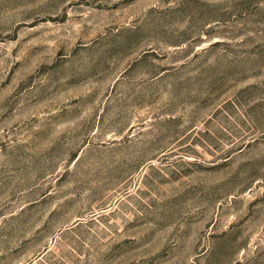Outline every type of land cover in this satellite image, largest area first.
<instances>
[{
    "label": "rangeland",
    "instance_id": "rangeland-1",
    "mask_svg": "<svg viewBox=\"0 0 264 264\" xmlns=\"http://www.w3.org/2000/svg\"><path fill=\"white\" fill-rule=\"evenodd\" d=\"M0 264H264V0H0Z\"/></svg>",
    "mask_w": 264,
    "mask_h": 264
}]
</instances>
